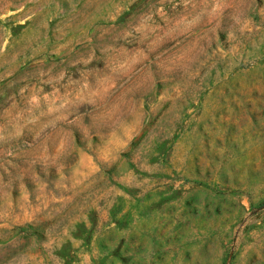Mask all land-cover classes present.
<instances>
[{
    "label": "rangeland",
    "instance_id": "obj_1",
    "mask_svg": "<svg viewBox=\"0 0 264 264\" xmlns=\"http://www.w3.org/2000/svg\"><path fill=\"white\" fill-rule=\"evenodd\" d=\"M0 264H264V0H0Z\"/></svg>",
    "mask_w": 264,
    "mask_h": 264
}]
</instances>
